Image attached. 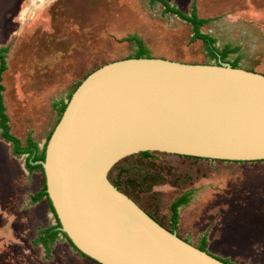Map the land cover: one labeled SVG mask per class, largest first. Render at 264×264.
<instances>
[{
  "label": "rangeland",
  "instance_id": "374dc122",
  "mask_svg": "<svg viewBox=\"0 0 264 264\" xmlns=\"http://www.w3.org/2000/svg\"><path fill=\"white\" fill-rule=\"evenodd\" d=\"M164 1L205 19L199 31L214 39L217 50L233 49L225 62L264 74V0ZM191 35V24L158 0H0V48L7 47L0 84L9 131L20 143L29 134L40 147L59 116V103L96 67L133 55L134 40L152 57L214 63ZM24 158L0 138V264H97L61 234L47 249L33 242L54 218L44 199L30 200L41 173L28 171ZM107 176L192 245L201 244L191 224L204 211L211 216L207 230L219 228L206 236L204 250L230 264H264V161L136 152L117 160ZM183 190H189L186 202L170 224L169 206Z\"/></svg>",
  "mask_w": 264,
  "mask_h": 264
},
{
  "label": "water",
  "instance_id": "95a60500",
  "mask_svg": "<svg viewBox=\"0 0 264 264\" xmlns=\"http://www.w3.org/2000/svg\"><path fill=\"white\" fill-rule=\"evenodd\" d=\"M157 151L264 161V74L228 62L125 57L87 73L38 163L62 232L98 264H227L156 222L108 179L120 158Z\"/></svg>",
  "mask_w": 264,
  "mask_h": 264
},
{
  "label": "trees",
  "instance_id": "16d2710c",
  "mask_svg": "<svg viewBox=\"0 0 264 264\" xmlns=\"http://www.w3.org/2000/svg\"><path fill=\"white\" fill-rule=\"evenodd\" d=\"M159 2L162 3L164 6L165 11H169L172 13H175L178 17L183 19L184 21L188 22L191 24L192 27V35L191 39H199L201 43L203 44L206 54L210 59H214V63H216L217 60L224 61L225 55L227 52L232 51L233 49H222V50H217L215 46L213 45L214 39L207 35L206 33H202L199 31L200 25H202L206 20L203 18H199L196 14L194 9H191L190 13L186 14L178 9L174 8L173 6H170L166 1L164 0H158ZM136 44V50L135 53L131 56L128 57H148L149 55L147 54V51L142 47L141 43L137 40H134ZM7 50V47H1L0 48V80H1V72L5 69V63H4V57H5V52ZM225 62V61H224ZM232 67H237L235 62H228ZM2 85L0 84V138L3 140L7 141L10 143V148L11 152L14 155H24V164L25 167L28 171H33L35 169H39L41 173V184L39 188L30 196V200L35 202L39 201L41 199H44L48 210L51 212L54 218V224L47 226L46 228L38 230L37 237L34 238L33 242L34 243H40L45 249H47L48 244H51L53 239L56 237L57 233H61L62 236L65 238L66 236L62 233L59 232L56 227L59 226V222L53 212L52 206L50 204L49 199L47 198L46 192H45V185H44V179L42 176V170L41 166L38 163H33L37 160H42L43 155H44V147H45V142L47 140V137L44 139L42 145L39 147L38 143L34 141L29 134L26 135L24 142L20 143L19 139L16 138L11 132L9 131V125L7 123V116L4 112V106L2 103V97H1V91H2ZM69 98V97H68ZM66 102H60L58 105V112L59 116L65 106ZM58 116V118H59ZM57 118V120H58ZM56 120V121H57ZM56 123V122H55ZM55 125V124H54ZM53 128V127H52ZM52 130V129H51ZM51 132V131H50ZM49 135V134H48ZM149 151H140L139 154L146 156L148 155ZM190 157L193 159H203V160H214V159H207V158H199V157H191V156H186ZM218 161H224V160H218ZM233 162H243V161H233ZM108 177V176H107ZM109 179V178H108ZM110 181V179H109ZM114 186H116L117 189H119V182L118 180L115 181H110ZM120 190V189H119ZM186 198L185 196L173 203V206L177 205L180 201H185ZM175 212L173 213L171 223H175ZM67 239V238H66ZM68 242V240H67ZM69 243V242H68ZM71 247H73L71 244H69ZM197 248L204 250L205 248V243L204 241H201V244L196 246ZM74 250H76L73 247ZM77 251V250H76ZM80 255L88 258L84 254L78 252ZM90 259V258H88ZM220 259V258H218ZM91 260V259H90ZM222 260V259H220ZM93 261V260H91ZM227 264H230L226 261H223ZM96 263V262H95ZM98 264V263H97Z\"/></svg>",
  "mask_w": 264,
  "mask_h": 264
},
{
  "label": "flooded vegetation",
  "instance_id": "af4514ba",
  "mask_svg": "<svg viewBox=\"0 0 264 264\" xmlns=\"http://www.w3.org/2000/svg\"><path fill=\"white\" fill-rule=\"evenodd\" d=\"M187 191H189V190H183L178 196H176V198H175V201H177V200H179V199H181V198H183V196L185 195V194H189ZM185 202L186 201H180L177 205H175V206H173V204L171 203L170 204V206H169V208H170V212H169V220H170V224H172L171 223V219H172V216H173V213L175 212V214L176 213H178V210L180 209V208H182L183 206H184V204H185ZM142 209V208H141ZM146 212V211H145ZM147 213V212H146ZM150 217H152L149 213H147ZM154 220H155V218L154 217H152ZM208 219V220H207ZM209 219H211V216H210V214H208L207 212H204V211H202L201 212V214H199L198 215V217H197V219L196 220H194L193 222H192V224H191V227L193 228V229H195V230H197L198 231V241H205V240H207L206 239V236H212V234H215L216 232H215V230L217 229V231H218V229L219 228H214V229H212V230H207V227L210 225L209 224V222H210V220ZM205 220H207V221H209L208 223H206L205 222ZM156 221V220H155ZM157 222V221H156ZM54 224V223H53ZM52 224V225H53ZM161 225V224H160ZM48 226H50V225H48ZM236 226L237 227H239L240 226V224L238 223V224H236ZM242 226V225H241ZM247 226H249V224H245L243 227H247ZM47 226H45L44 228H46ZM164 227V226H163ZM57 228V227H56ZM166 228V227H165ZM43 229V228H42ZM166 229H168V230H170V231H174L175 232V234L177 235V236H179V237H181L182 239H184L185 241H187V242H189V240H188V238H187V235H180L179 234V232H176V230H175V226L174 227H169V228H166ZM207 232V235L206 234H204V233H206ZM209 233V234H208ZM59 234H61V233H57L56 234V237L53 239V241L55 240V239H57V235H59ZM62 235V234H61ZM61 235H59V237H61L62 238V236ZM37 237V236H36ZM211 239V241L212 240H214L215 239V235H214V237H211L210 238ZM66 240V239H65ZM53 241H52V243H53ZM66 242H67V240H66ZM40 244V243H39ZM67 244H68V242H67ZM41 245V244H40ZM42 246V245H41ZM70 246V245H69ZM43 247V246H42ZM212 254V253H211ZM213 255V254H212ZM216 257H218V256H216ZM226 262H228V261H226ZM229 263V262H228Z\"/></svg>",
  "mask_w": 264,
  "mask_h": 264
},
{
  "label": "crops",
  "instance_id": "0c3cea01",
  "mask_svg": "<svg viewBox=\"0 0 264 264\" xmlns=\"http://www.w3.org/2000/svg\"><path fill=\"white\" fill-rule=\"evenodd\" d=\"M240 242H241V241H240ZM240 242H239V243H240ZM247 246H248V245H247ZM208 252H209V251H208ZM209 253H211V252H209ZM252 254H256V252H252ZM258 254H259V253H258ZM258 254H257V255H258ZM259 255H260V254H259ZM213 256H214V255H213Z\"/></svg>",
  "mask_w": 264,
  "mask_h": 264
}]
</instances>
